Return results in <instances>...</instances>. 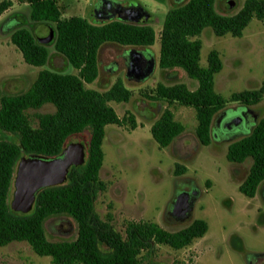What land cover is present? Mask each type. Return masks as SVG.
<instances>
[{"label":"trees","instance_id":"obj_1","mask_svg":"<svg viewBox=\"0 0 264 264\" xmlns=\"http://www.w3.org/2000/svg\"><path fill=\"white\" fill-rule=\"evenodd\" d=\"M19 2L28 6L30 21L53 28L50 43L76 73L43 69L31 86L19 95L4 96L0 90V246L26 242L37 256L49 257L52 264H142V260L146 264H158L152 261L157 245L178 250L204 236L207 222L194 219L174 232L152 221H127L123 237L111 225V217L102 220L94 207L97 194L105 189V183L99 178L105 126H123L127 122L134 129L136 123L132 115L119 118L109 105L110 102H127L131 96L120 78L104 92L86 89L84 84L97 77V54L104 43L149 48L155 41L153 28L145 21L89 22L81 16L62 17L57 0ZM11 5L10 0H2L0 14ZM252 19L264 20V0H243L241 8L229 16L216 11L215 0H187L165 13L159 35L158 67L182 69L188 78L197 81V88L190 90L183 83L169 86L159 83L153 94L147 95L150 100L168 105L150 127V134L159 148L169 146L185 129L169 109L173 104L194 109L196 139L200 145L207 146L212 139V121L216 113L231 102L243 106L239 108L244 110V106L255 105L263 99L264 84L258 89L232 92L228 97L214 90V75L222 69V61L215 50L209 51L206 67L199 64L201 43L196 37L205 27H210L217 37L226 34L241 37ZM9 39L27 65L41 67L46 64L45 44L36 40L28 29L16 27ZM45 103L52 104L54 112L38 115L37 127H31L25 111L38 109ZM76 136L87 142L86 161L72 166L62 183L40 189L29 212L13 211L9 197L18 161L30 155L57 157ZM225 157L238 164L251 159L238 190L248 198L254 197L264 181V117L228 144ZM185 171V166L176 163L173 175L180 176ZM61 213L76 222V238L48 241L43 221Z\"/></svg>","mask_w":264,"mask_h":264},{"label":"rangeland","instance_id":"obj_2","mask_svg":"<svg viewBox=\"0 0 264 264\" xmlns=\"http://www.w3.org/2000/svg\"><path fill=\"white\" fill-rule=\"evenodd\" d=\"M10 1L12 5L0 14L1 94L13 96L25 92L43 69L75 74L76 70L55 52L50 42L45 44L48 60L44 66H29L23 61L20 52L10 43L11 31L22 26L38 40L53 28L30 21L28 6L19 0ZM102 1L57 0V3L62 17L81 16L89 22H105L94 18V10ZM111 1L123 6H141L148 15L145 22L155 32V41L149 48L104 43L97 54V77L84 84L86 89L104 92L120 78L131 96L127 102H110L109 105L119 118L132 115L136 123L133 130L127 122L123 126H105L101 146L104 157L99 170L105 189L97 194L96 213L102 220L110 216L111 225L123 237L127 221H153L170 232L185 228L194 219L207 222L205 235L184 248L176 250L157 245L152 261L158 264H264V181L254 197L244 196L238 186L248 173L251 159L238 164L225 157L228 144L264 117V97L255 105L244 106L246 121L237 128L230 125L228 129L226 124L241 115L243 109L239 107L243 106L231 102L216 113L212 139L207 146L200 145L196 139L194 109L173 104L169 109L185 129L169 146L159 148L150 134V126L168 105L150 100L147 95L153 94L159 83L166 86L183 83L190 90L197 88V81L188 78L182 69L158 67L159 35L165 13L187 0ZM242 3L243 0H215V9L229 16L235 14ZM196 39L201 43V67L207 66L211 50H215L222 61V69L214 75V90L220 95L228 97L232 92L258 89L264 84V20L252 19L241 37L230 34L217 37L210 27H205ZM130 49L155 60L153 72L139 82L125 77ZM53 112L54 106L45 103L38 109H27L25 115L35 128L38 115ZM216 120L220 126L216 125ZM69 141L82 139L76 136ZM176 163L186 166L184 174L173 175ZM191 188L199 191L191 216L183 221L175 220L169 214L171 202L176 194ZM43 229L48 241H72L77 235L76 222L64 213L45 218ZM0 264L52 263L49 257L37 256L26 242H11L0 246Z\"/></svg>","mask_w":264,"mask_h":264},{"label":"water","instance_id":"obj_3","mask_svg":"<svg viewBox=\"0 0 264 264\" xmlns=\"http://www.w3.org/2000/svg\"><path fill=\"white\" fill-rule=\"evenodd\" d=\"M147 16L146 11L138 4L123 6L121 3H114L111 0H103L94 10V18L99 21L118 19L125 22L142 23ZM52 39L53 30L49 28L47 36L38 39V41L46 44ZM154 66L153 57L146 56L136 49H130L125 77L128 80L139 82L153 72ZM241 115L231 121L234 126L239 125L245 118V110ZM87 146L85 141L70 142L65 145L57 157L46 158L30 155L21 158L16 168L14 191L10 202L11 209L22 213L29 212L40 189L62 183L72 166L81 165L86 161ZM198 196L199 191L196 188L176 194L171 202L170 215L179 221L189 218Z\"/></svg>","mask_w":264,"mask_h":264},{"label":"flooded vegetation","instance_id":"obj_4","mask_svg":"<svg viewBox=\"0 0 264 264\" xmlns=\"http://www.w3.org/2000/svg\"><path fill=\"white\" fill-rule=\"evenodd\" d=\"M239 116H242V115H239ZM246 119L245 118H243L242 119V121L240 122V124L239 125H237V126H235L236 128L238 127V126H241L242 124H243V122L245 121ZM230 125H233V123H229ZM216 125L217 126H220V123H219V121H217L216 120ZM230 125L229 126H227V124H226V127L228 128V129H230ZM20 161V160H19ZM19 161H18V163H19ZM18 163L16 164V167H15V171H14V175H13V180H12V189H11V194H10V197H9V203L11 202V200H12V195H13V191H14V179H15V175H16V168H17V165H18ZM192 189V188H191ZM190 189V190H191ZM170 209H171V207H170ZM169 214H170V212H169Z\"/></svg>","mask_w":264,"mask_h":264},{"label":"crops","instance_id":"obj_5","mask_svg":"<svg viewBox=\"0 0 264 264\" xmlns=\"http://www.w3.org/2000/svg\"><path fill=\"white\" fill-rule=\"evenodd\" d=\"M150 127H151V126H150ZM135 128H136V127H135ZM135 128H134V129H135ZM131 130H133V129H131ZM185 167H186V166H185ZM152 222H153V221H152Z\"/></svg>","mask_w":264,"mask_h":264},{"label":"built area","instance_id":"obj_6","mask_svg":"<svg viewBox=\"0 0 264 264\" xmlns=\"http://www.w3.org/2000/svg\"><path fill=\"white\" fill-rule=\"evenodd\" d=\"M83 1H89V0H83Z\"/></svg>","mask_w":264,"mask_h":264}]
</instances>
